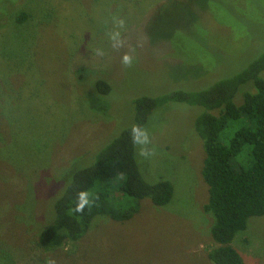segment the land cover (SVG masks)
Here are the masks:
<instances>
[{
  "label": "rangeland",
  "instance_id": "rangeland-1",
  "mask_svg": "<svg viewBox=\"0 0 264 264\" xmlns=\"http://www.w3.org/2000/svg\"><path fill=\"white\" fill-rule=\"evenodd\" d=\"M175 1L192 0H0V264H211L205 155L186 105L160 111L140 145L144 174L174 186L168 206L143 201L128 222L98 217L77 242L38 246L62 178L131 125L135 93L174 88L165 80L198 65L237 69L264 51V0L206 6L219 12L207 32L170 23ZM98 80L116 88L101 97ZM232 246L245 264H264V218Z\"/></svg>",
  "mask_w": 264,
  "mask_h": 264
},
{
  "label": "trees",
  "instance_id": "trees-1",
  "mask_svg": "<svg viewBox=\"0 0 264 264\" xmlns=\"http://www.w3.org/2000/svg\"><path fill=\"white\" fill-rule=\"evenodd\" d=\"M192 1L188 6L175 1L179 8L175 5L169 11L174 12L170 23L184 27L183 32L191 31L196 22L206 30L205 21L219 13L206 8H215L218 0ZM166 3L159 5L153 16ZM26 20L23 13L16 19L19 24ZM203 38L193 36L199 42ZM170 40L174 41V37ZM253 59L242 62L237 69L221 72L209 73L198 65L199 73L190 78L165 80L174 88L157 84L148 93H135L131 125L112 137L106 147L98 148L86 162L71 167L62 178L52 201L53 209L52 205L49 209L50 217L39 236V248L49 250L83 239L98 217L128 222L137 215L143 201L156 207L168 206L174 198V186L144 174L140 145L160 111L186 105L193 110L190 129L202 141L205 155L202 177L208 187V202L204 211L214 219V246L208 258L211 264H245L233 248V241L238 233L247 230L252 218H264V51ZM128 61L125 66L134 63L132 59L131 64ZM115 88L112 82L98 80L95 92L105 97Z\"/></svg>",
  "mask_w": 264,
  "mask_h": 264
}]
</instances>
